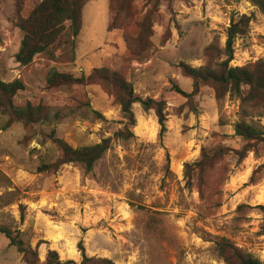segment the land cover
Segmentation results:
<instances>
[{
  "label": "rangeland",
  "instance_id": "obj_1",
  "mask_svg": "<svg viewBox=\"0 0 264 264\" xmlns=\"http://www.w3.org/2000/svg\"><path fill=\"white\" fill-rule=\"evenodd\" d=\"M122 1H89L76 38L67 35L53 55H37L21 66L14 58L21 40L12 24L14 0H0V80L23 83L17 102L60 108L85 100L103 116L77 112L38 125L28 140L20 123L2 129L0 122V227L18 231L25 245L37 248L38 264L48 250L62 262L80 264L79 243L87 257L112 264H224L215 253L219 238L264 264V212L255 208L264 206V142L243 159L230 152L204 175L193 167L185 177V164L192 165L202 148L240 149L234 125L241 103L228 95L216 101L204 86L189 105L172 90L175 84L192 91L179 63L215 68L225 60L226 30L236 14L252 21L235 41L229 66L263 59L264 15L248 0H161L155 9L154 0H130L129 13L113 21L110 5ZM37 2H27L23 15ZM149 13L151 34L140 53H131L123 34L136 37V23ZM111 23L115 29L109 32ZM95 68L118 73L142 99L165 100L166 133L159 135L152 111L135 104L132 137L116 138L124 120L113 92L101 83L46 89L51 70L87 76ZM244 109V120L264 137V104ZM51 133L72 148L110 138V148L90 171L73 163L41 172L60 157ZM0 264H25L2 235Z\"/></svg>",
  "mask_w": 264,
  "mask_h": 264
},
{
  "label": "trees",
  "instance_id": "obj_2",
  "mask_svg": "<svg viewBox=\"0 0 264 264\" xmlns=\"http://www.w3.org/2000/svg\"><path fill=\"white\" fill-rule=\"evenodd\" d=\"M31 0H14V19L12 24L21 35L20 45L15 54V62L21 66L30 64L37 55L44 53L54 54L61 46L67 35L76 38L82 28V12L85 5L91 0H38V2L23 15L24 7ZM152 1V0H149ZM161 0H154V9ZM260 14L264 15V0H248ZM130 0H123L119 5H110L113 13V21L117 20L123 12L127 15L130 10ZM252 21L251 16L236 14L230 19L226 30L224 49L221 52L225 60L215 68L203 66L191 67L185 63H179L178 69L181 75L190 79L192 91L185 93L177 85L173 84L172 90L177 95L187 100L186 104L192 105V100L200 93L204 86L213 89L216 101L223 100L227 95L240 100L241 117L234 125V136L242 142L239 150L232 151L222 146L215 148H202L199 158L192 164H185V177H190L193 167L199 175L213 167L216 160L233 152L239 159L246 157L254 144L264 142L263 133L244 120L247 116L245 105L258 103L264 104V58L244 67H231L229 63L233 59L235 41L246 35ZM138 34L130 37L124 33L123 39L128 50L140 53L147 37L151 34V13L147 14L137 23ZM112 23L108 25V31L114 30ZM210 49V48H209ZM95 83H101L113 92L119 105L121 116L124 120L123 129L117 131L114 136L126 140L132 137L131 129L135 126V117L132 107L138 104L144 112L152 111L159 125V135L166 133V101L163 99H142L135 95L132 86L118 73L107 68H95L85 75L75 76L71 73L51 70L45 80L46 89L86 87ZM246 88V90L244 89ZM25 90L20 80L3 82L0 80V122L4 121L2 129H7L14 123H20L26 131L25 139L38 125L50 124L52 121H60L62 118L81 112L85 116L91 113L97 119H103L98 112L90 109L88 101L81 100L74 107L52 108L43 103L26 101L17 102L18 95ZM192 110L194 108L192 107ZM67 112V113H65ZM51 143L60 153L58 160L52 164L42 165L41 172H55L60 166L66 164H80L90 171L110 148V138L101 140L100 143L72 148L62 139L56 138L54 133L48 136ZM252 144V145H251ZM264 212V206L255 207ZM0 235L4 236L9 246L14 247L25 264H38L37 248L25 245L20 239V233L11 228L0 227ZM81 254L80 264H112L108 259L87 257L81 243L78 244ZM216 257L224 264H263L252 255L245 253L234 246L230 241L219 238L215 242ZM44 264H76L73 261H60L55 251L48 250Z\"/></svg>",
  "mask_w": 264,
  "mask_h": 264
}]
</instances>
